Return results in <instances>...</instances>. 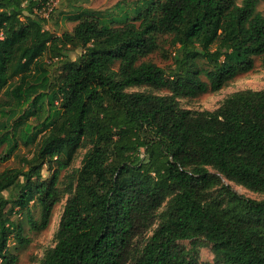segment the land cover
<instances>
[{"label": "trees", "instance_id": "16d2710c", "mask_svg": "<svg viewBox=\"0 0 264 264\" xmlns=\"http://www.w3.org/2000/svg\"><path fill=\"white\" fill-rule=\"evenodd\" d=\"M46 1L0 0L1 162L17 151L18 130L35 124L21 140L35 147L31 158L0 172V264H16L10 236L28 243L15 210L45 231L63 198L60 174L86 148L39 264H197L195 249L177 244L198 238L220 264H264V201L230 186L264 194V90L233 93L214 111L179 105L220 92L257 60L264 69L258 0H140L120 28L84 12L59 37L37 13ZM157 52L168 70L145 61ZM46 54L61 59L54 85Z\"/></svg>", "mask_w": 264, "mask_h": 264}, {"label": "rangeland", "instance_id": "374dc122", "mask_svg": "<svg viewBox=\"0 0 264 264\" xmlns=\"http://www.w3.org/2000/svg\"><path fill=\"white\" fill-rule=\"evenodd\" d=\"M140 0H58L53 11L49 15L48 23L44 26L46 31H49L52 35L59 37L64 33H71L76 25L74 18L84 12L92 13L100 19L106 21L113 28H120L125 21V15L128 11ZM243 0H236L238 5ZM257 11L264 16V0H258ZM41 15L40 11L37 12ZM132 17V16H129ZM129 22V21H127ZM163 44V43H162ZM163 49L168 52V45L163 44ZM162 52H157L149 56L145 61H150L156 64L158 67L168 70L171 61H164L161 58ZM78 51H69L67 56L70 61H75ZM60 61L61 59H52L50 55H44L42 62L45 65V70L48 73L49 81L51 85H54L60 75ZM17 78H13L9 83H13ZM253 90H264V69L261 67L260 61H256L255 68L252 72L240 75L234 79L230 84L224 87L220 92L216 94L201 95L192 100H179V105L183 109L193 111H214L218 109L222 103L233 93ZM128 93H150L157 96L166 95V92L153 91L148 88H131L127 89ZM2 97L1 101H4ZM57 105V104H56ZM58 109V106H56ZM35 124L31 120L22 126L17 133V138L21 140L25 139V136L33 134V127ZM19 140L18 149L15 154L6 162L0 160V172L6 169H19L22 167V158H31L35 147L32 145L24 146L23 142ZM88 148L79 150L75 156V159L71 166L60 174L59 189L63 192L62 200L54 207L51 221L48 228L40 233L32 232L28 225L24 211L18 209L15 210L11 216V220L19 222L22 226V236L28 240L25 245H18L14 236H10V240L7 246V253L17 258L16 264H39L44 257L45 253L55 246V236L58 230L59 220L69 198V195L65 192L66 188L73 182L74 173L80 168L81 161ZM4 146L0 147V159L4 157ZM210 174H215L211 169H208ZM232 189L238 194L252 200L264 201V194H255L248 192L241 187H237L230 184ZM216 187L207 191L204 195V199L208 200L216 195ZM3 196L6 198L7 193ZM166 203L162 206L159 213L164 211ZM29 210L34 219L39 218V209L35 203H30ZM158 221L152 227L151 231L147 233V237L151 235L152 231L156 228ZM142 241H137L136 246H141ZM179 248H183L185 252L195 249L197 264H220L214 257L210 246L202 239L198 238L193 241L179 242L177 244Z\"/></svg>", "mask_w": 264, "mask_h": 264}, {"label": "built area", "instance_id": "2783aa9c", "mask_svg": "<svg viewBox=\"0 0 264 264\" xmlns=\"http://www.w3.org/2000/svg\"><path fill=\"white\" fill-rule=\"evenodd\" d=\"M57 2H58V0H47L44 4H42L41 10H40L41 15H39V16L42 19L48 21L49 15L53 11V9L56 6ZM0 39H2V34H0Z\"/></svg>", "mask_w": 264, "mask_h": 264}]
</instances>
